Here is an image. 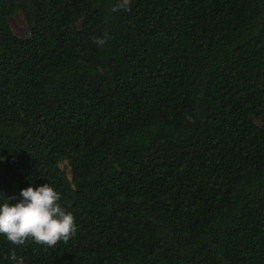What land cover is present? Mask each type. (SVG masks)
Masks as SVG:
<instances>
[{
  "label": "trees",
  "instance_id": "16d2710c",
  "mask_svg": "<svg viewBox=\"0 0 264 264\" xmlns=\"http://www.w3.org/2000/svg\"><path fill=\"white\" fill-rule=\"evenodd\" d=\"M45 183L75 234L0 264H264V0H0V198Z\"/></svg>",
  "mask_w": 264,
  "mask_h": 264
},
{
  "label": "clouds",
  "instance_id": "9594fccd",
  "mask_svg": "<svg viewBox=\"0 0 264 264\" xmlns=\"http://www.w3.org/2000/svg\"><path fill=\"white\" fill-rule=\"evenodd\" d=\"M127 6L128 0H123ZM102 41H98L101 43ZM60 193L45 183L40 186L22 188L16 203L14 197L0 198V235L13 245H23L27 240L55 246L67 241L76 231V223L71 212L60 204ZM13 264H24L23 257L10 256Z\"/></svg>",
  "mask_w": 264,
  "mask_h": 264
},
{
  "label": "rangeland",
  "instance_id": "374dc122",
  "mask_svg": "<svg viewBox=\"0 0 264 264\" xmlns=\"http://www.w3.org/2000/svg\"><path fill=\"white\" fill-rule=\"evenodd\" d=\"M10 23L14 29V31L20 35V36H24L25 32H26V25L23 21V19L17 14L15 16H13L10 19Z\"/></svg>",
  "mask_w": 264,
  "mask_h": 264
}]
</instances>
